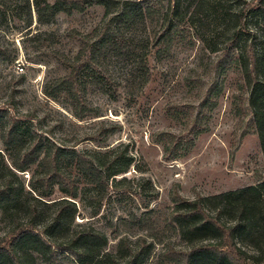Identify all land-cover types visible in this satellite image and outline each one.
Returning a JSON list of instances; mask_svg holds the SVG:
<instances>
[{
  "label": "rangeland",
  "instance_id": "rangeland-1",
  "mask_svg": "<svg viewBox=\"0 0 264 264\" xmlns=\"http://www.w3.org/2000/svg\"><path fill=\"white\" fill-rule=\"evenodd\" d=\"M184 1L180 21L170 15L173 0H0V152L12 167L19 144L8 133L21 119L48 146L66 149L59 168L77 181L75 199L57 183H40L52 169L47 147L28 170L14 169L26 191L45 193L49 204L34 224L32 213L0 207V264H14L16 255L24 264H79L70 250L51 253L38 238L65 243L75 231L104 236L94 264L241 261L216 227L186 213L201 202L225 227H237V202L202 198L264 182L243 71L253 38L264 63V17L254 16L255 0ZM48 3L59 7L52 13ZM230 7L247 17L237 46L227 43ZM77 58L86 64L74 81ZM89 160L114 162L108 180L90 171ZM65 197L77 212L51 228L53 202ZM23 228L38 236L17 240ZM234 242L247 264H264V227H237Z\"/></svg>",
  "mask_w": 264,
  "mask_h": 264
},
{
  "label": "trees",
  "instance_id": "trees-1",
  "mask_svg": "<svg viewBox=\"0 0 264 264\" xmlns=\"http://www.w3.org/2000/svg\"><path fill=\"white\" fill-rule=\"evenodd\" d=\"M184 0H173V5L170 8V15L177 20H184L185 12L183 3ZM255 14L254 16L257 19L264 17V0H255ZM51 12L54 13L55 10L59 7L57 3L50 4L48 3ZM36 6L41 7V3L37 1ZM227 18H230L231 22L234 21L235 26L232 27L231 33L228 38L229 46H237L244 35V29L247 27L246 16L243 12V9L234 11V9L227 8ZM172 19V18H171ZM172 24V23H171ZM171 26V25H170ZM170 29V28H169ZM256 41L253 38L248 40L244 45V51L246 52L245 61H244V75L246 79V85L249 89V105L253 114L254 123L258 129V134L260 136L262 149L264 152V73L262 72L263 67V58L262 55L256 51ZM91 61L92 59L89 58ZM86 64V61L77 58L74 62L71 63L73 66V72L70 75V78L74 81L77 78L78 70ZM34 127L28 122H22L20 120H14L13 124L9 131V139L12 143L19 144V149H17L16 157L12 161V167L8 166L5 161V157L0 152V207L5 212L10 209H15L16 211L30 212L34 215L31 223L34 224L35 219L38 218L39 208L41 206L48 205L49 203L45 200L47 195L45 193L38 194L34 196L32 192L26 191L24 184L21 182L18 174L15 170L25 171L35 163L39 154L43 149H46L47 155L45 159L47 162L51 163L52 169L44 171L40 179L41 184L51 188V185L54 183L59 184L64 193H67L66 196L74 198L77 196L75 191L77 189L76 177L73 174H64L60 168V162L62 160L63 153L66 149L60 147L56 143H51L48 146L50 140L34 131ZM15 141V142H14ZM76 155L78 153L74 151ZM13 153L10 152V156ZM78 159H84V156L78 155ZM86 159L85 161H87ZM114 162L99 166L94 161L89 160L88 166L90 171H100L103 174V182L108 180L110 175L109 168ZM15 169V170H14ZM35 190V189H34ZM33 190V191H34ZM35 192V191H34ZM251 193V194H250ZM29 194V195H27ZM179 196L181 200H185L181 195L175 193ZM28 196H30L28 198ZM68 197L62 198L60 200L54 201L53 203L59 206L55 216L51 220V228L58 227L66 217L72 218L77 212L76 202L72 201ZM203 200H216L218 204L224 202H237L239 204V210L242 216L243 223H240L237 227H264V182L260 183L258 186H250L237 191L224 192L211 197L202 198ZM192 209L186 213L188 216L199 215L202 217L203 222L210 223L216 227L226 238L231 249L240 256L241 261L233 260L234 264H247L245 259H247L241 252H238L237 247L234 242V234L237 230V227H225L219 219L216 217H211L207 211L204 210L201 202H191ZM31 224V225H32ZM26 233L35 234L31 228L21 229L17 240L24 238ZM39 241L45 245L51 253L54 252V249H68L76 256L79 261V264H94V259L99 255L101 248L106 244L104 236L94 231H88L83 233L81 231H75L72 234L70 242L57 243V241H46L41 236H38ZM101 239V243L97 245V249L92 247L91 249H83L82 244L85 241ZM92 243V241H91ZM206 248L213 249L209 246ZM37 250V249H36ZM39 250V249H38ZM37 250V251H38ZM98 250V251H97ZM200 248H195L194 251H198ZM44 255L46 251L42 250ZM97 251V253H94ZM217 251V250H216ZM222 254L228 255L229 252L225 253L224 251H219ZM238 252V253H237ZM89 253L91 254L89 256ZM230 257V256H229ZM13 260V258H12ZM14 264H24L22 262V257L17 255L14 257Z\"/></svg>",
  "mask_w": 264,
  "mask_h": 264
}]
</instances>
